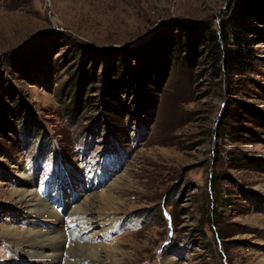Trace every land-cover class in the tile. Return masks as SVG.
Returning <instances> with one entry per match:
<instances>
[{
	"label": "rangeland",
	"instance_id": "obj_1",
	"mask_svg": "<svg viewBox=\"0 0 264 264\" xmlns=\"http://www.w3.org/2000/svg\"><path fill=\"white\" fill-rule=\"evenodd\" d=\"M237 1L0 0V232H16L0 235V264H54L22 242L51 226L16 190L53 203L57 227L88 205L99 234L82 243L103 264H264V25L246 71L196 50Z\"/></svg>",
	"mask_w": 264,
	"mask_h": 264
},
{
	"label": "bare ground",
	"instance_id": "obj_2",
	"mask_svg": "<svg viewBox=\"0 0 264 264\" xmlns=\"http://www.w3.org/2000/svg\"><path fill=\"white\" fill-rule=\"evenodd\" d=\"M54 192L49 193L48 197L50 198V196L54 195ZM16 193L18 195L17 202L20 204V206H22L23 209L27 210L26 211L27 214L29 213V215H32V218L36 219L37 221H40V223L41 221L43 223L48 221L47 223L50 224L51 226L50 232L44 231L39 227L38 228L41 230L38 229L36 230V228L35 229L33 228L32 229L33 231L30 232L27 231V233L23 236V238H21L22 242L26 241L28 243V244L26 243V245H28L27 247H29L32 250L31 253L33 254L34 257H36V259L41 258L43 256L44 251L42 250L40 251V249L43 248L54 251V253L51 252V254H49V256L53 258L54 264L57 263L59 264L60 257L63 255V253H65V256H67V259L65 260V264H77L70 262L68 260L70 257H76L79 261H83L85 264H99V263L103 264L101 262L102 259L97 256L99 251L97 248L98 244L95 245L93 244V242L82 243L86 237L83 236L84 233L89 232L90 239L88 241H91L92 239L95 238L94 236L99 234L95 230L96 226L98 225H94L92 219H88L87 216L85 215V213L90 212V210L86 211L88 205H85L86 206L85 209L78 208V211L76 213L74 212L73 214L66 213L65 216L67 217L63 218V222L59 227H57V225L60 224L61 222V215L51 209L53 203L47 204L46 201L40 200L36 195L34 196L27 190H21V191L16 190ZM56 196L60 198L59 194H56ZM65 220H66V224H64ZM35 225H37V222L35 223ZM65 226H66L65 228L66 232L63 229ZM15 234H16L15 229L12 227L3 228L2 232H0V235L3 236L4 235L13 236ZM66 241H68L67 243L69 245V248H67V250H64L62 245L65 244ZM105 251H107L106 255L111 257L112 255L111 250L105 249ZM112 259L113 262L117 261L115 257H112ZM50 260L52 261V259Z\"/></svg>",
	"mask_w": 264,
	"mask_h": 264
},
{
	"label": "trees",
	"instance_id": "obj_3",
	"mask_svg": "<svg viewBox=\"0 0 264 264\" xmlns=\"http://www.w3.org/2000/svg\"><path fill=\"white\" fill-rule=\"evenodd\" d=\"M234 8L235 15L228 21L222 23V35L216 37L215 35H211L210 33V36L203 33L200 37L201 42L199 44V47L196 50L198 52V50L201 49L202 46L210 48L208 51L210 53V56L214 59L216 58L218 62L222 61V66L226 72H230L229 69H234L232 73H237L240 71H246L250 67L245 64V61H248V58L245 60V55L242 52V48H250L251 35H253L257 31L256 28L258 27V25H264V0H238L234 5ZM178 33L175 36V41L177 42L176 45L172 44L171 48H169V54L173 61H182L183 59H186L185 54L179 56L178 49L181 47H185L187 39L183 37L182 40H180V34ZM207 36L208 38H206ZM221 37L223 39V43L219 44L217 39H220ZM229 39L233 40L236 51H233L229 48ZM175 41L172 42L175 43ZM206 42L208 43V45H206ZM212 47L214 49H212ZM72 51L73 55H79V51L77 50V48H74ZM116 60L118 61L117 58ZM117 61L114 63L113 70L116 75H119L120 80H123L125 79L124 69H120L122 61L119 62V64ZM157 67L158 71L161 72H159L158 74L155 73V68L153 69L152 74H157L156 76L159 77L162 73V70L159 64ZM141 70L142 66L138 67L137 70L133 72V74L143 79L147 76V74L146 72H143ZM220 74V70L217 71V75ZM82 77L83 75H79L77 77L73 76L71 79V84L75 82L79 85L81 83ZM103 101L104 103L109 104L107 101ZM223 121L221 123L224 124ZM225 127L226 126L221 124L219 128L225 129Z\"/></svg>",
	"mask_w": 264,
	"mask_h": 264
}]
</instances>
